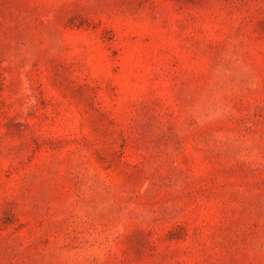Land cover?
I'll return each mask as SVG.
<instances>
[{
  "label": "rangeland",
  "instance_id": "obj_1",
  "mask_svg": "<svg viewBox=\"0 0 264 264\" xmlns=\"http://www.w3.org/2000/svg\"><path fill=\"white\" fill-rule=\"evenodd\" d=\"M0 264H264V0H0Z\"/></svg>",
  "mask_w": 264,
  "mask_h": 264
}]
</instances>
